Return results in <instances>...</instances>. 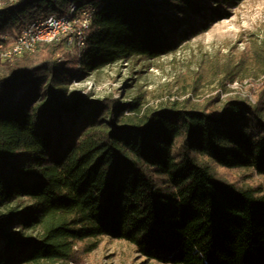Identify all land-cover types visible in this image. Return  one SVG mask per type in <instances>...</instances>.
I'll return each mask as SVG.
<instances>
[{
	"label": "trees",
	"instance_id": "trees-1",
	"mask_svg": "<svg viewBox=\"0 0 264 264\" xmlns=\"http://www.w3.org/2000/svg\"><path fill=\"white\" fill-rule=\"evenodd\" d=\"M242 0H2L0 41L39 16L93 9L87 48L64 41L0 62V264L79 261L76 242L126 240L167 264H264V87L255 102L143 110L54 86L155 59Z\"/></svg>",
	"mask_w": 264,
	"mask_h": 264
},
{
	"label": "rangeland",
	"instance_id": "rangeland-1",
	"mask_svg": "<svg viewBox=\"0 0 264 264\" xmlns=\"http://www.w3.org/2000/svg\"><path fill=\"white\" fill-rule=\"evenodd\" d=\"M229 13L161 57L118 61L80 80L55 85L54 90L64 92L58 99L72 103L75 93L121 102L140 97L143 110L222 107L229 98L255 102L264 87V0H242ZM64 50L77 54L74 45L65 44ZM219 172L244 185L264 187V177L250 168ZM75 248L79 261L43 264H167L147 257L126 240L108 236L77 241Z\"/></svg>",
	"mask_w": 264,
	"mask_h": 264
},
{
	"label": "bare ground",
	"instance_id": "bare-ground-1",
	"mask_svg": "<svg viewBox=\"0 0 264 264\" xmlns=\"http://www.w3.org/2000/svg\"><path fill=\"white\" fill-rule=\"evenodd\" d=\"M1 2L2 0H0V5ZM83 13L89 14L88 21L85 24L82 20ZM92 18L93 9H79L75 4L71 5L67 12L39 16L23 26L27 41H30L27 48L25 50H13L10 58L0 59V62L13 60L24 54L34 52L42 44L59 40H63L64 44L74 45L76 55H81L87 48L88 30L92 24ZM50 19H52V22L57 23H73V26L69 27V33L67 29H60V34L51 33L55 31V23L48 22ZM4 52H11V45H4Z\"/></svg>",
	"mask_w": 264,
	"mask_h": 264
},
{
	"label": "built area",
	"instance_id": "built-area-1",
	"mask_svg": "<svg viewBox=\"0 0 264 264\" xmlns=\"http://www.w3.org/2000/svg\"><path fill=\"white\" fill-rule=\"evenodd\" d=\"M88 15L86 13L82 14V20L84 24L88 21ZM48 22H52L50 19ZM55 23V31L51 33H59L60 29H67L69 33V27L73 26V23ZM30 44V41H27L26 31L22 30L17 35V37L10 39V37H5L0 41V59H8L12 56L13 50H25L27 45ZM4 45H11V52H4Z\"/></svg>",
	"mask_w": 264,
	"mask_h": 264
}]
</instances>
